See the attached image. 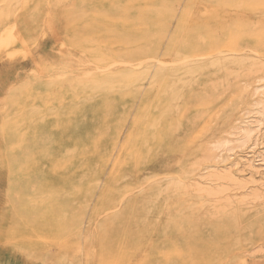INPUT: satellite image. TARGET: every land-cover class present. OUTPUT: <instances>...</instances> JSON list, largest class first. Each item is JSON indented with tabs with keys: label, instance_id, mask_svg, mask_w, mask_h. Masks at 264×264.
<instances>
[{
	"label": "rangeland",
	"instance_id": "1",
	"mask_svg": "<svg viewBox=\"0 0 264 264\" xmlns=\"http://www.w3.org/2000/svg\"><path fill=\"white\" fill-rule=\"evenodd\" d=\"M0 11V145L15 122L46 120L9 96L53 81L78 84L53 107L89 157H105L79 187L80 211L61 192L48 211L61 220L36 239L11 235L26 214L0 160V264H264V0H0ZM163 112L153 128L165 140L131 154L135 124ZM251 121L254 167L239 146Z\"/></svg>",
	"mask_w": 264,
	"mask_h": 264
},
{
	"label": "bare ground",
	"instance_id": "2",
	"mask_svg": "<svg viewBox=\"0 0 264 264\" xmlns=\"http://www.w3.org/2000/svg\"><path fill=\"white\" fill-rule=\"evenodd\" d=\"M23 1L29 3L35 0ZM13 6L14 1L9 4L8 11ZM26 22L34 30H37L40 26L37 11L32 16L27 17ZM68 35L74 49L77 45L74 36L72 33ZM126 63L129 64L128 62ZM111 65H117L116 58L107 62L92 61L88 64V67L94 71H101ZM81 66L85 70V63ZM85 75V72H81L77 76V83L91 81V76L85 77ZM28 85L29 87L22 90L20 94L18 92L9 93L11 94L9 99L21 103L28 102L27 99H32L33 103L37 105V112L41 113L46 119L44 128L42 130L37 123L31 122V120L15 122L16 124L11 132L6 134L5 143L0 145V160L7 166L10 191L19 196L18 206H22L19 209V215L21 217L26 214L23 225L17 227L11 235L14 236L13 234H15L17 236L14 237L18 238L30 236L36 239L41 238L40 236H46L48 233L52 235L53 233L50 229L53 228L58 220H61L60 218L48 217L50 214L48 212L49 208L53 205L51 200L58 195L61 196V192L65 194V197H62L63 203L61 205L70 212L77 213L80 211L84 201L81 202L79 200L81 197L79 187L86 184L90 176H86L88 172L94 171V174L98 172L96 168L92 167V160L96 159L97 162L102 163L105 157L100 153L89 157L77 138L74 126L65 119L64 112L66 110L62 107L58 109L53 107V105L59 104L56 101L59 98L67 99L68 90L72 86L78 87V84L63 86L55 84L53 81L42 84L36 83L35 79H30ZM110 89L115 90L116 88L111 87ZM78 108V113L81 114L83 112L82 105ZM165 116L167 117V114L164 112L160 113L158 119L155 118L156 123H152L153 126L151 127L142 126L138 122L135 124L134 134L133 136L131 135L132 137L130 136L133 146L130 149L134 148L135 152L132 151L131 154L135 155L140 150H143L147 142L157 140L160 144L165 140L169 130L157 133L156 129L153 128H156L157 120H164ZM107 121L108 118L104 117L102 124L106 125ZM260 126V122L251 121V124L243 127L241 132V143L239 146L250 149L247 151L244 160L251 167L256 166L257 162L261 160L260 158L257 160L252 159L255 157L253 151L257 146L256 144H252L251 147L249 145L254 131L259 130ZM67 146L69 151L65 150ZM71 146L74 147L71 149L75 150L74 153L70 152ZM154 151L155 148L152 149V152ZM138 157L141 158L140 156ZM115 175L117 177V173ZM75 199L77 202L74 204L73 201ZM95 214H99V211H96ZM30 218L31 221L29 220ZM216 223L215 231L219 233L225 231L229 225L228 220H219Z\"/></svg>",
	"mask_w": 264,
	"mask_h": 264
}]
</instances>
